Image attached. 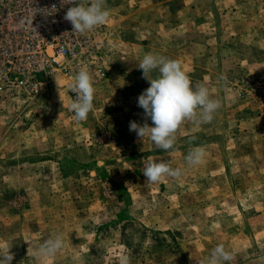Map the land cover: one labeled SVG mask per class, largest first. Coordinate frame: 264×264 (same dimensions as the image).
<instances>
[{
  "label": "rangeland",
  "instance_id": "374dc122",
  "mask_svg": "<svg viewBox=\"0 0 264 264\" xmlns=\"http://www.w3.org/2000/svg\"><path fill=\"white\" fill-rule=\"evenodd\" d=\"M106 6L110 18L85 32L71 75L0 104V248H10L11 264H120L124 255L130 264H207L222 243L233 253L224 264H264V0ZM149 52L179 60L222 102L211 123L185 121L169 151L129 130L145 122L137 99L150 85L137 66ZM81 69L96 91L76 122L69 88ZM195 147L206 155L189 167ZM149 160L183 174L146 184ZM57 233L64 247L39 258Z\"/></svg>",
  "mask_w": 264,
  "mask_h": 264
},
{
  "label": "clouds",
  "instance_id": "9594fccd",
  "mask_svg": "<svg viewBox=\"0 0 264 264\" xmlns=\"http://www.w3.org/2000/svg\"><path fill=\"white\" fill-rule=\"evenodd\" d=\"M62 2L74 5L64 16V19L73 26L74 32L83 34L93 30L105 24L111 15L106 0H88L87 5L79 3L78 0H67V2L62 0ZM21 23H26L36 30L33 27V18H26ZM137 67L142 70V78L147 80L150 86L137 99L138 107L144 110L145 122L139 124L130 121L129 130L135 132L142 140L149 137L157 149L173 150L177 141V132L185 121H192L195 124L211 123L222 107V102L212 98L205 84H193L179 60L149 52L144 54ZM218 79L226 85V76L221 75ZM94 83L90 72L81 69L70 84L75 99L70 103L69 109L76 122L85 121L94 108L96 91ZM148 118L154 126H149ZM205 155L203 147H195L188 151L184 160L189 167L198 166L203 163ZM182 174L179 167L173 168L168 161L163 160L159 162L149 160L143 172L146 184L157 183L165 177L178 179ZM63 247V236L58 233L53 234L38 246L36 254L41 259L50 258ZM27 254H32L30 247L27 249ZM13 259L14 255L10 252V248H0V264H11ZM232 259L233 253L226 250L221 243L211 250L207 264H224ZM120 264H130V258L127 255L122 256Z\"/></svg>",
  "mask_w": 264,
  "mask_h": 264
},
{
  "label": "built area",
  "instance_id": "2783aa9c",
  "mask_svg": "<svg viewBox=\"0 0 264 264\" xmlns=\"http://www.w3.org/2000/svg\"><path fill=\"white\" fill-rule=\"evenodd\" d=\"M72 6L62 0H0V104L17 93L36 97L54 75L73 73L70 62L85 56V33L74 32L64 19ZM26 18H33L36 30L21 23ZM97 75L103 76L101 68ZM69 94L73 101L70 88Z\"/></svg>",
  "mask_w": 264,
  "mask_h": 264
}]
</instances>
